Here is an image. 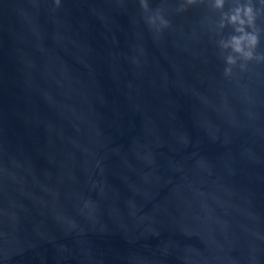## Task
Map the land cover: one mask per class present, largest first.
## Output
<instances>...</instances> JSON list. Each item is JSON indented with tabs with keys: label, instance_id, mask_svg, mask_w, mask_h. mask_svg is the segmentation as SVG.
<instances>
[{
	"label": "water",
	"instance_id": "obj_1",
	"mask_svg": "<svg viewBox=\"0 0 264 264\" xmlns=\"http://www.w3.org/2000/svg\"><path fill=\"white\" fill-rule=\"evenodd\" d=\"M148 2L0 0V264H264V62Z\"/></svg>",
	"mask_w": 264,
	"mask_h": 264
},
{
	"label": "clouds",
	"instance_id": "obj_2",
	"mask_svg": "<svg viewBox=\"0 0 264 264\" xmlns=\"http://www.w3.org/2000/svg\"><path fill=\"white\" fill-rule=\"evenodd\" d=\"M139 2L144 13L152 11L148 0H139ZM210 2L213 8L223 10L226 0H210ZM55 3L59 5L60 0H55ZM195 3L197 0H186L188 5ZM257 4L260 7H257ZM181 10H184L183 5ZM261 16H264V0H236L229 10L221 11L219 28H231V32L219 41V47L226 52L223 56L225 76H231L233 68L237 65L243 71L250 61L264 62V52L257 51L262 32L257 21ZM146 22L158 32L170 24L160 8H157L153 14L147 15Z\"/></svg>",
	"mask_w": 264,
	"mask_h": 264
}]
</instances>
